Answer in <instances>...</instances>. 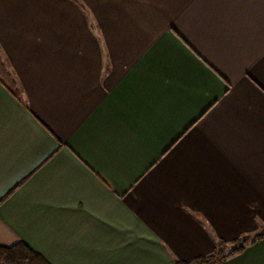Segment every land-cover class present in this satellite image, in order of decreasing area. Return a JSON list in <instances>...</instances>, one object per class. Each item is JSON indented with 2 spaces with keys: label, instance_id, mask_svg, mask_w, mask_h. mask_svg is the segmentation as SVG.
Listing matches in <instances>:
<instances>
[{
  "label": "crops",
  "instance_id": "obj_1",
  "mask_svg": "<svg viewBox=\"0 0 264 264\" xmlns=\"http://www.w3.org/2000/svg\"><path fill=\"white\" fill-rule=\"evenodd\" d=\"M263 232L264 0H0V246L174 264Z\"/></svg>",
  "mask_w": 264,
  "mask_h": 264
},
{
  "label": "trees",
  "instance_id": "obj_2",
  "mask_svg": "<svg viewBox=\"0 0 264 264\" xmlns=\"http://www.w3.org/2000/svg\"><path fill=\"white\" fill-rule=\"evenodd\" d=\"M264 238V232L257 236L243 237L230 244L220 240L208 256L197 257L190 262L176 261L174 264H219L240 254L247 245ZM0 264H48L42 256L24 243L0 246Z\"/></svg>",
  "mask_w": 264,
  "mask_h": 264
},
{
  "label": "rangeland",
  "instance_id": "obj_3",
  "mask_svg": "<svg viewBox=\"0 0 264 264\" xmlns=\"http://www.w3.org/2000/svg\"><path fill=\"white\" fill-rule=\"evenodd\" d=\"M10 85L12 86L13 84L10 82Z\"/></svg>",
  "mask_w": 264,
  "mask_h": 264
}]
</instances>
